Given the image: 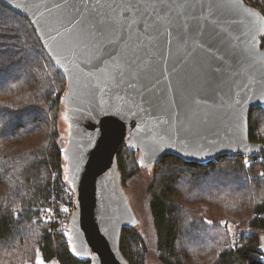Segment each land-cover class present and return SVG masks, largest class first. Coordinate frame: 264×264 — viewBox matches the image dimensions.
Listing matches in <instances>:
<instances>
[{"label":"water","instance_id":"95a60500","mask_svg":"<svg viewBox=\"0 0 264 264\" xmlns=\"http://www.w3.org/2000/svg\"><path fill=\"white\" fill-rule=\"evenodd\" d=\"M0 4L29 22L65 77L61 153L74 196L66 238L78 259L129 264L120 240L138 220L118 171L122 144L147 171L169 155L200 165L264 156L249 141L250 112L264 108V17L242 0ZM103 46L114 55L97 59Z\"/></svg>","mask_w":264,"mask_h":264},{"label":"trees","instance_id":"16d2710c","mask_svg":"<svg viewBox=\"0 0 264 264\" xmlns=\"http://www.w3.org/2000/svg\"><path fill=\"white\" fill-rule=\"evenodd\" d=\"M65 82L29 22L0 4V264H91L66 238L74 197L58 126ZM249 141L264 145V108L250 112ZM258 157L245 167L239 154L201 165L169 155L154 166L147 209L160 264H264ZM117 162L125 189L142 167L125 144ZM48 209L56 217L45 223ZM226 223L246 231L236 236ZM120 252L129 264H146L148 246L135 228L123 230Z\"/></svg>","mask_w":264,"mask_h":264},{"label":"rangeland","instance_id":"374dc122","mask_svg":"<svg viewBox=\"0 0 264 264\" xmlns=\"http://www.w3.org/2000/svg\"><path fill=\"white\" fill-rule=\"evenodd\" d=\"M65 85H66V82H65ZM64 92H65V89H64ZM59 111H60V116H61L60 119H58L59 131L64 133L65 129H67L68 126L66 122H63L61 120L62 116L64 115V109L62 107L61 102L59 105ZM64 118H65V115H64ZM261 156L264 157L262 154ZM257 161L260 163H263L262 158ZM244 164L246 165L245 167H248L251 164V160L247 162L244 160ZM151 173L152 171H147L146 169H142L141 172L133 180H131L128 183V185L126 186L124 190H125V194L128 199V202L136 216V219L138 220V225L135 227V229L143 235L144 239L146 240L147 246H148V253L146 255V264H160L156 257L155 251H154L153 232L151 229L150 218H149V213L147 209V205H148L147 187L151 179ZM208 195H212V193H208ZM51 210L53 211V217H56L55 211L53 209ZM71 212H73V210ZM44 222L48 223L46 221ZM222 225L224 226L225 222H223ZM227 227L231 231V233H234L236 236H238L239 234L241 235V233H244V231H246V227L242 228L241 226L237 224H227ZM258 236L261 239L262 237H264V233L260 232L258 233Z\"/></svg>","mask_w":264,"mask_h":264},{"label":"built area","instance_id":"2783aa9c","mask_svg":"<svg viewBox=\"0 0 264 264\" xmlns=\"http://www.w3.org/2000/svg\"><path fill=\"white\" fill-rule=\"evenodd\" d=\"M242 2L246 6L252 7L256 11H258L264 17V0H242ZM257 155L259 156L258 160H260L262 158L261 154H257ZM252 157H254V156H252ZM252 157H245V161L246 162L250 161ZM41 218L46 222H50V221L54 220L53 211L51 209H48V210L42 212Z\"/></svg>","mask_w":264,"mask_h":264},{"label":"snow or ice","instance_id":"6c2138e0","mask_svg":"<svg viewBox=\"0 0 264 264\" xmlns=\"http://www.w3.org/2000/svg\"><path fill=\"white\" fill-rule=\"evenodd\" d=\"M107 27H108L107 25L100 24L97 27V32L102 35L104 33V31L107 29ZM105 55L112 56V55H114V53L112 51H110V49L107 46H103L102 51L97 55V59H103V57ZM144 102L148 103L149 101L147 99H145ZM38 264H41V262L38 261Z\"/></svg>","mask_w":264,"mask_h":264}]
</instances>
